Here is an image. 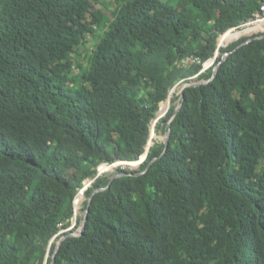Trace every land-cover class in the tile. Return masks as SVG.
<instances>
[{
	"label": "trees",
	"instance_id": "16d2710c",
	"mask_svg": "<svg viewBox=\"0 0 264 264\" xmlns=\"http://www.w3.org/2000/svg\"><path fill=\"white\" fill-rule=\"evenodd\" d=\"M99 3L0 0V264H264V38L237 48L264 26L227 32L264 0H117L88 63L105 77L87 99L86 85H65L62 49L79 27L91 33L79 10L100 26ZM216 51L227 55L215 73L167 111L170 89ZM187 56L200 64L178 67ZM162 102L154 131L170 128L167 148L153 141L139 171L96 178L80 236L52 261L84 181L145 153Z\"/></svg>",
	"mask_w": 264,
	"mask_h": 264
},
{
	"label": "rangeland",
	"instance_id": "374dc122",
	"mask_svg": "<svg viewBox=\"0 0 264 264\" xmlns=\"http://www.w3.org/2000/svg\"><path fill=\"white\" fill-rule=\"evenodd\" d=\"M102 2L103 3L94 5V11L98 12L102 17L101 23L99 24L100 26L94 24L95 20L90 17L88 12H86L85 10H79L80 22L85 23L86 21H89L91 24V33L89 32V29L79 27L78 30L83 35V38L81 40H73L67 47H63L62 49V57L66 58L72 65V74L65 80V85L72 88L78 87L82 84L86 85L87 91L85 93V97L87 99H92L96 95H99L98 84L105 77V75L102 73H92L91 71H89V58L95 51V43L98 39V36L103 30V26L118 15L117 0H102ZM148 3L151 6H154L157 5V0H148ZM260 21L255 19L253 21L241 25L237 29H231L227 32H238L240 35L251 33L259 27L264 26V22ZM262 35H264V29L260 32L254 33L251 36L244 37L241 41H239V44L244 41H247L248 39ZM233 44L235 43L230 42L227 45L220 47L224 49L227 46ZM220 56L225 57L224 52L216 51L215 56L206 61L204 64H202V68L195 75L187 78L186 80H180L175 83V85L170 89L169 94L167 96V100L165 101L169 103L167 111L170 109L171 106H174L176 108L179 107V97L181 96V93L186 86L190 84L206 83L208 81V79L201 78L200 75L202 73H205L208 69H214L216 59ZM165 102H162L159 105V113L161 105ZM150 127V131L153 135V138L150 140L149 147L151 146L153 141H162L164 137V134L156 133L152 125ZM116 169L110 170V172L116 171ZM118 169L129 171V168L127 166H124L123 168L119 167ZM139 170V166L134 169V171ZM258 171L264 175V160L260 162ZM84 182L87 183V180H85ZM82 196L83 201L77 213L74 211L75 206L73 205V216L70 221V225L67 228L60 230L56 238L51 241L54 246L66 234L77 235L84 215V204L87 202L86 196L84 194ZM50 248L51 246L48 248V254L46 256L45 263L47 261L48 256L50 257L51 255V253H49Z\"/></svg>",
	"mask_w": 264,
	"mask_h": 264
},
{
	"label": "built area",
	"instance_id": "2783aa9c",
	"mask_svg": "<svg viewBox=\"0 0 264 264\" xmlns=\"http://www.w3.org/2000/svg\"><path fill=\"white\" fill-rule=\"evenodd\" d=\"M255 19H257L258 21H263L264 20V3L261 5L260 7V11L259 13L256 15ZM192 64H200V60L199 58L195 57V56H187L182 58L179 62H178V67L180 68H188L189 66H191ZM204 64V63H203ZM162 118V117H161ZM156 118L152 121L151 125L155 126L156 124ZM151 128V127H150ZM148 148L146 147V151L145 153L139 157L138 160L136 161H132V162H138V165L135 167H130L128 164V162L126 161H117L115 163L112 164H108V163H103L101 165H99L96 169V174L94 175L93 178H89L87 179V183L84 182L83 183V188L79 190L78 193H80V195H83L84 191L90 187V185L95 181L96 178H98L99 176L106 174L108 172H110V170L116 169L117 167H121L123 168L124 166H127L129 168V171L133 172L134 169H136L138 166L140 167V165L144 162V160L146 159V154H147ZM117 168V169H118ZM116 169V170H117ZM121 170V169H120Z\"/></svg>",
	"mask_w": 264,
	"mask_h": 264
},
{
	"label": "water",
	"instance_id": "95a60500",
	"mask_svg": "<svg viewBox=\"0 0 264 264\" xmlns=\"http://www.w3.org/2000/svg\"><path fill=\"white\" fill-rule=\"evenodd\" d=\"M261 38H264V35H262V36H257V37H254V38L248 39L247 41H244V42L240 43V44L237 46V48H239V47H241V46H243V45H246V44L249 43L251 40H254V39H261ZM226 55H227V54H225V56H226ZM223 58H224V56H223ZM223 58L221 59V61H223ZM221 61H220L217 65H219V64L221 63ZM215 71H216V67L213 69V74L215 73ZM195 85H199V84H190V85H188V86H195ZM188 86H186V87H188ZM178 108H179V107L176 108L175 112L177 111ZM165 114H166V112H164V113H162V114H159V112H158L155 121L157 122V121H158L161 117H163ZM169 133H170V128L167 129V131H166L165 134H164L163 140H162V142H163V144H164V146H165V149H166L167 146H168V136H169ZM147 148H149V145L147 146ZM115 177H118V175H115ZM96 191H98V190H96ZM96 191H95V192H96ZM89 202H90V198L87 200V205H86V207L84 208L83 219H82L81 226H80V229H79L77 235L66 234L64 237H62V238L59 240V242H58V243L56 244V246H55V251H54V253H53L52 256H51L52 261H53V259H54V257H55V254H56V252H57V250H58V248H59L61 242H62L64 239H66L67 237H77V236H80V234H81V232H82V230H83V228H84L85 221H86V216H87V211H88V207H89ZM51 264H52V262H51Z\"/></svg>",
	"mask_w": 264,
	"mask_h": 264
},
{
	"label": "bare ground",
	"instance_id": "6f19581e",
	"mask_svg": "<svg viewBox=\"0 0 264 264\" xmlns=\"http://www.w3.org/2000/svg\"><path fill=\"white\" fill-rule=\"evenodd\" d=\"M260 22H264V21H260ZM220 46V45H219ZM126 164H128L130 167H135V166H137L138 165V162H129V163H126ZM79 194V193H78ZM77 194V195H78Z\"/></svg>",
	"mask_w": 264,
	"mask_h": 264
}]
</instances>
